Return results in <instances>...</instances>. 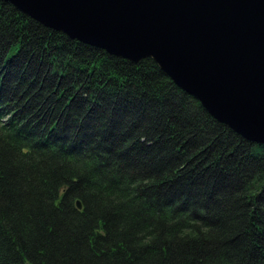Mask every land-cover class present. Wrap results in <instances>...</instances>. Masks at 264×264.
<instances>
[{
    "label": "trees",
    "instance_id": "trees-1",
    "mask_svg": "<svg viewBox=\"0 0 264 264\" xmlns=\"http://www.w3.org/2000/svg\"><path fill=\"white\" fill-rule=\"evenodd\" d=\"M0 264H264V145L0 0Z\"/></svg>",
    "mask_w": 264,
    "mask_h": 264
},
{
    "label": "water",
    "instance_id": "water-1",
    "mask_svg": "<svg viewBox=\"0 0 264 264\" xmlns=\"http://www.w3.org/2000/svg\"><path fill=\"white\" fill-rule=\"evenodd\" d=\"M2 1L110 55L152 59L218 122L264 145V0Z\"/></svg>",
    "mask_w": 264,
    "mask_h": 264
}]
</instances>
